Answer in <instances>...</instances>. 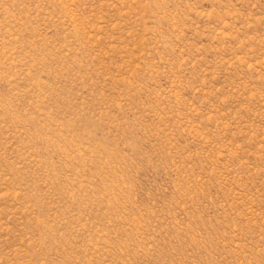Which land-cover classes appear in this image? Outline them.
I'll return each instance as SVG.
<instances>
[{
    "label": "rangeland",
    "instance_id": "1",
    "mask_svg": "<svg viewBox=\"0 0 264 264\" xmlns=\"http://www.w3.org/2000/svg\"><path fill=\"white\" fill-rule=\"evenodd\" d=\"M0 264H264V0H0Z\"/></svg>",
    "mask_w": 264,
    "mask_h": 264
}]
</instances>
